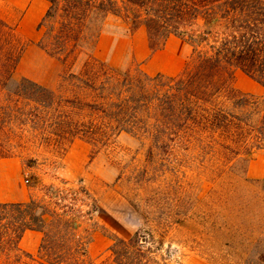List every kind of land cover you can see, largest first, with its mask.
<instances>
[{"label": "trees", "instance_id": "obj_1", "mask_svg": "<svg viewBox=\"0 0 264 264\" xmlns=\"http://www.w3.org/2000/svg\"><path fill=\"white\" fill-rule=\"evenodd\" d=\"M45 1L38 45L68 70L56 90L28 79L12 89L24 46L0 20V158L11 156L9 141L30 130L59 149L76 139L102 148L124 133L147 142L149 158L178 150L186 158H215L220 231L228 230L230 206H264V178L250 180L246 170H236L241 158L264 153V99L234 87L237 71L264 87V0ZM111 16L132 33L144 29L151 51L162 49L171 37L184 41L190 48L184 72L123 71L91 54L73 72L82 49L96 47ZM244 188L249 192L245 201L239 197ZM48 191L47 202L0 203V254L15 252L4 262L0 255V264L177 263L172 248L151 231L115 238L104 260H91L72 216L74 203L68 204L58 187ZM28 231L42 235L36 257L19 247ZM241 231L234 234L248 235ZM220 258L222 264H243L229 252Z\"/></svg>", "mask_w": 264, "mask_h": 264}, {"label": "rangeland", "instance_id": "obj_2", "mask_svg": "<svg viewBox=\"0 0 264 264\" xmlns=\"http://www.w3.org/2000/svg\"><path fill=\"white\" fill-rule=\"evenodd\" d=\"M47 8L48 3L45 11ZM12 18L7 22L0 16L13 29L24 52L11 88L28 79L56 90L68 68L38 45L44 29L32 27L30 20L20 26L16 14ZM87 54L123 71L179 76L190 48L171 37L162 49L151 51L144 29L132 33L126 23L111 16L96 47L82 49L73 72L87 60ZM234 87L241 94L264 99V87L240 71L234 75ZM41 136L39 131L30 130L9 141L11 156L0 158V164H5L0 168H7L10 175L19 170L27 202H47L51 186L62 190L67 203H74L72 216L87 240L91 260H104L115 238L129 239L138 231H151L165 248H172L177 260L174 264H222L220 256L227 252L239 263L264 264L263 205L230 206L233 215L228 230H219V194L213 180L220 173L214 170L215 158H186L182 150L149 158L148 143L124 133L102 148L76 139L59 149L42 141ZM236 168L241 173L246 170L250 180L263 179L264 153L255 151L249 158H241ZM0 191L3 199L10 198V189ZM243 196L248 200L246 188L239 192V197ZM240 230L248 235L238 238ZM41 238L38 232H26L19 244L21 252L36 257ZM0 255L4 262L14 258L15 252L6 250Z\"/></svg>", "mask_w": 264, "mask_h": 264}, {"label": "crops", "instance_id": "obj_3", "mask_svg": "<svg viewBox=\"0 0 264 264\" xmlns=\"http://www.w3.org/2000/svg\"><path fill=\"white\" fill-rule=\"evenodd\" d=\"M3 5V6H2ZM0 16L3 20L11 22L15 14L20 19L19 25H23L29 20L32 27L39 25L44 11L47 7L45 0H0ZM46 12V11H45ZM30 22V23H31ZM4 166L5 164H0ZM0 188L10 189V198L3 199L0 191V203H25L27 202V192L25 186L21 184L19 170L10 175L7 168H0Z\"/></svg>", "mask_w": 264, "mask_h": 264}]
</instances>
